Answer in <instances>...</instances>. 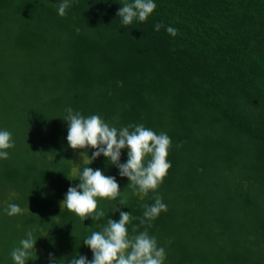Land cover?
<instances>
[{
    "label": "trees",
    "instance_id": "obj_1",
    "mask_svg": "<svg viewBox=\"0 0 264 264\" xmlns=\"http://www.w3.org/2000/svg\"><path fill=\"white\" fill-rule=\"evenodd\" d=\"M61 2L0 0V130L15 143L0 159V264H14L30 230L38 259L28 264H49V253L91 260L83 240L118 221L116 207L137 218L133 235L157 195L167 211L147 230L164 264H264V0H154L128 27L117 13L132 0H69L64 17ZM69 107L166 133L172 167L158 189L141 199L101 155L89 167L121 191L97 198L105 218L61 209L85 166L66 139ZM9 204L23 213L9 216Z\"/></svg>",
    "mask_w": 264,
    "mask_h": 264
},
{
    "label": "clouds",
    "instance_id": "obj_2",
    "mask_svg": "<svg viewBox=\"0 0 264 264\" xmlns=\"http://www.w3.org/2000/svg\"><path fill=\"white\" fill-rule=\"evenodd\" d=\"M69 7V0H62L57 6L58 15L64 17ZM156 7L154 0H132L123 4L117 16L121 18L122 25L128 27L134 20L146 22ZM164 27L157 23L154 30L160 31ZM165 30L173 37L178 34V30L171 26ZM66 111L64 121L68 125V146L74 151L83 150L80 154L85 166L79 171L77 179L67 176L71 180H79V184L68 188L61 201V209L66 208L83 221L89 217L93 221L105 218V212L97 210V198L116 200L121 191L115 177L106 176L100 169L89 167L101 155L109 164L119 169L121 177L128 178L130 183L127 187L133 188L134 194L141 199L150 191L158 189L172 167L167 159L172 141L166 133L157 134L143 124H130L118 129L110 126L99 115L85 117L74 112L71 107ZM14 147L12 134L7 130H0V159H8L6 149ZM89 148L95 150L91 156L87 152ZM125 148L128 149V159L126 163H120L121 150ZM125 204V200L119 201V205ZM143 208V217L139 218L140 225H146L143 231L138 230L139 226L133 225L134 234L130 235L127 226L137 218L116 207L113 212L119 211V220L107 218L101 230L93 231L83 240V244L92 251V259L77 252L67 260V264H164L165 249L158 246L156 237L151 236L147 229L161 212L167 211V206L162 202V197L157 195L153 204H145ZM22 213L23 209L19 205H8L9 216ZM37 240L31 230L27 232L26 238L21 239L19 246L11 252L14 264H28L33 255L38 259ZM49 264H64V258L57 260L49 253Z\"/></svg>",
    "mask_w": 264,
    "mask_h": 264
}]
</instances>
